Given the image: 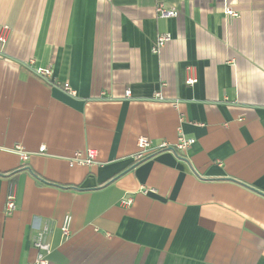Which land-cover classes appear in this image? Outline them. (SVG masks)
<instances>
[{
  "label": "crops",
  "instance_id": "1",
  "mask_svg": "<svg viewBox=\"0 0 264 264\" xmlns=\"http://www.w3.org/2000/svg\"><path fill=\"white\" fill-rule=\"evenodd\" d=\"M4 26L0 264H33L46 225L50 264H264V0H0ZM181 134L185 154L134 160Z\"/></svg>",
  "mask_w": 264,
  "mask_h": 264
},
{
  "label": "built area",
  "instance_id": "2",
  "mask_svg": "<svg viewBox=\"0 0 264 264\" xmlns=\"http://www.w3.org/2000/svg\"><path fill=\"white\" fill-rule=\"evenodd\" d=\"M156 13L159 17L162 18H170V17H177L178 16V10L174 7H169L165 4V2H159L156 6ZM225 14L227 15L229 20H233L234 18H238V13L235 12V10L230 7L226 6L225 8ZM8 31V26H4L2 28L1 34H0V44L4 43L6 41V33ZM172 39V36L169 32L162 33L157 36L154 44H153V52L154 53H160L162 48L166 46V44ZM35 72L37 75L44 78L46 81L52 82V77L54 75V70L52 67H37L35 69ZM198 81V77L195 74L194 70L192 68H188L185 83L188 85H194ZM64 90L72 95H76V91L70 86L69 83H64ZM127 95H131V91H127ZM158 96H161V93L157 94ZM195 143V139L191 137H186L183 134L179 136L178 141L175 144H169L168 142L162 141L158 142L156 144L153 143V141L148 137H140L138 139V152L134 154L133 158L135 161H142L150 154L156 152V151H162V150H169L173 152H178L179 154H185L187 150ZM15 153L19 155V157L22 160H27L30 157V153L26 151L22 146L19 144L15 146L14 150ZM46 151V146H42L39 149V153L44 154ZM97 160V152L95 150H86V151H77L75 152L73 158L70 161V164H80V165H92ZM133 201V198L130 196L127 199H124L121 203L125 206L131 204ZM16 192L15 188L12 186L6 200V212L11 214L13 211L16 210ZM70 224H71V217L66 216L63 224L61 226L62 235L64 238H68L71 234L70 231ZM49 230L48 225L45 226L44 232L38 236V239L35 241V247L38 251L37 258L33 264H50V261L48 259V255L50 254L52 248L50 243L47 241L45 233Z\"/></svg>",
  "mask_w": 264,
  "mask_h": 264
}]
</instances>
